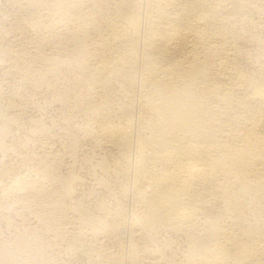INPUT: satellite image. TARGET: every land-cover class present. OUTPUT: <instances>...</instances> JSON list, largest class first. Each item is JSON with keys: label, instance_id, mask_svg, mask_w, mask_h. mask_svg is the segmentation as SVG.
<instances>
[{"label": "bare ground", "instance_id": "bare-ground-1", "mask_svg": "<svg viewBox=\"0 0 264 264\" xmlns=\"http://www.w3.org/2000/svg\"><path fill=\"white\" fill-rule=\"evenodd\" d=\"M263 18L264 0H0V264H264V66L238 59ZM42 97L113 153L94 206L80 138L64 161L20 123Z\"/></svg>", "mask_w": 264, "mask_h": 264}, {"label": "rangeland", "instance_id": "rangeland-1", "mask_svg": "<svg viewBox=\"0 0 264 264\" xmlns=\"http://www.w3.org/2000/svg\"><path fill=\"white\" fill-rule=\"evenodd\" d=\"M263 26H264V18H263ZM263 26H259L260 28H256L255 30L256 31H254L255 33H256V35L258 36V38H257V40H253V41H250V40H248V39H246L245 37H243V38H240L239 40H238V46H239V50H240V54H239V63H240V66H241V69L243 70V71H246L247 73H252L253 71L254 72H259L260 71V69H261V64H262V67L264 66V27ZM263 28V29H262ZM245 38V39H244ZM247 40V41H246ZM249 56V57H248ZM263 57V58H262ZM260 62V63H259ZM260 68V69H259ZM253 72V73H254ZM41 99V100H40ZM40 99H38L36 102V104L38 105L37 107H38V109H36L37 107H35V108H33V107H31V106H29V107H27V110L25 111V113L23 114V116H21L20 117V123L22 124V126H24V125H26V126H24V128H26V129H29V127L28 126H30V124H31V122H30V124L28 123L29 122V118H30V121H32V119L33 120H37V119H40V121L42 122V124H43V126L45 127V126H47V127H45L46 128V131L45 132H41V134L39 133V134H36V135H34L33 137H31L33 140H34V142H39V143H47V144H52L53 145V147L55 148V150L60 154V155H64V156H61L62 157V159L64 160V161H68L69 160V155H68V153H69V145H66V142L67 141H69V138L66 136V135H64L65 134V132H68V131H73V133L76 135V139L77 138H80V139H77L78 141V146H79V148L78 149H80V150H78V152H77V155H76V163H75V168H77V169H75V175H77L82 181H81V183H80V185L78 186V185H76V189H77V191L78 192H81V195H82V199H83V204L85 205V206H89V207H91V206H94V204L96 203V201H95V199H97V202H99V201H103L104 199V197L102 198V196H100L101 194V192H100V190H98V187L96 188V179L97 178H104L108 183H110V184H114V178H112V176H108V175H105L104 176V174L103 173H101V172H99L96 168V164H97V162H100L101 160L103 161H105V162H107V160H108V164H112V162L114 161V157H113V153L111 152V151H109V153H108V150H100V149H97V147H94L93 145H92V143L89 141V140H86V139H81V135H78V134H76L75 132L77 131V126H76V124L78 125V122L77 121H79V119L78 118H72V117H70V116H68L67 114L64 116V113L63 114H61L62 112H61V110H60V107H59V105L57 106V104H54V105H49L50 103L48 102V101H46L47 99L46 98H40ZM46 99V100H45ZM42 101H44V102H42ZM39 102V103H38ZM46 103V104H45ZM40 104H43V105H41L40 106ZM55 106V107H54ZM51 107V108H50ZM59 108V110H57L58 108ZM29 109H31V110H29ZM33 109V110H32ZM46 109V110H45ZM32 111V112H31ZM56 111V112H55ZM28 114H27V113ZM37 112V113H36ZM30 113V114H29ZM48 113H49V115H48ZM60 113V114H59ZM31 115V116H30ZM26 116V117H25ZM43 116V117H42ZM62 116V117H61ZM64 116V117H63ZM34 117V118H33ZM60 117V118H59ZM32 118V119H31ZM37 118V119H36ZM27 119V120H26ZM45 119V120H44ZM67 119V120H66ZM76 119V120H75ZM22 120V121H21ZM62 120V121H61ZM69 120H71V122L69 121ZM75 121V123L76 124H74L73 122ZM56 122V123H55ZM80 122V121H79ZM81 123V122H80ZM53 128H52V127ZM58 126H60V127H58ZM67 126V127H66ZM73 126H74V128H77V129H75V131H74V128H73ZM58 128V129H55V128ZM62 127V128H61ZM63 127H65L66 128V130H64L65 128H63ZM51 128V129H50ZM50 129V130H49ZM52 129H54V130H52ZM62 129V130H61ZM71 129V130H70ZM58 130V131H57ZM68 130V131H67ZM49 131V132H48ZM52 131H54V132H52ZM57 131V132H56ZM48 132V133H47ZM60 132H61V134H60ZM44 133V134H43ZM46 133V134H45ZM49 133H51V134H49ZM56 134H59V135H56ZM52 135V136H51ZM55 136V137H54ZM57 136V137H56ZM66 136V137H65ZM35 138H37V139H35ZM64 138V139H63ZM66 141V142H65ZM82 142H84V143H87V144H82ZM68 144H70V142H67ZM91 143V144H90ZM81 144H82V146H83V148L81 147ZM89 144V145H88ZM65 145V146H64ZM86 146V147H85ZM93 146V147H92ZM66 149V150H68V151H66L64 148ZM67 147V148H66ZM90 147V148H89ZM92 147V148H91ZM88 148V149H87ZM90 149H94V150H90ZM96 149V150H95ZM90 150V151H89ZM62 151V152H61ZM84 153H83V152ZM97 151V152H96ZM106 153H105V152ZM65 152L67 153V154H65ZM79 152H81V153H79ZM96 152V153H95ZM101 153V154H100ZM91 154V155H90ZM94 154V155H93ZM103 154H105V155H103ZM68 155V156H67ZM100 155H103L102 156V158H101V156ZM96 157H98V159L96 158ZM82 158V159H81ZM101 158V159H100ZM103 158H105V159H103ZM85 159V160H84ZM92 159V160H91ZM100 159V160H99ZM112 159V160H111ZM87 160V161H86ZM88 160H91V161H88ZM86 161V162H85ZM96 161V162H95ZM77 162H79V163H77ZM87 163V164H86ZM90 163V164H89ZM96 163V164H95ZM92 165H94V166H92ZM94 167V168H93ZM79 168H81L80 169V171H78V169ZM92 170V171H91ZM94 172V173H93ZM100 173L98 176H97V173ZM93 176V177H92ZM101 176V177H100ZM92 177V178H91ZM97 177V178H96ZM96 178V179H95ZM85 180V181H84ZM91 180H93V181H91ZM95 180V181H94ZM109 180V181H108ZM112 180V181H111ZM95 182V183H94ZM113 182V183H112ZM96 186H95V185ZM83 185V186H82ZM96 188V189H95ZM83 190V191H82ZM133 190V188L131 189V191ZM92 194V195H91ZM87 197L89 198V199H87ZM91 197V198H90ZM102 198V200L101 199H99V198ZM84 198H86L85 200H84ZM95 198V199H94ZM93 200L94 199V201H91V200ZM109 200H105V205H107V207L109 208V209H111V210H113V209H115V202H113V201H109V203L108 204H110V202H111V204L110 205H108L107 204V202H108ZM89 202H90V205H88L89 204ZM95 202V203H94ZM86 203V204H85ZM92 203H94V204H92ZM114 203V204H113ZM114 207V208H112V207ZM123 226H121L119 229H118V231H119V233H118V231H117V235H116V237H120V235H121V237L123 238L124 236H125V234H126V231H125V228L123 227ZM170 234V235H169ZM173 235V233H165V235H163L162 237L163 238H166V239H169V240H173V243H175V244H173V246H172V248L173 249H171V251H169L168 253H171L172 254V252H174V253H176L177 255L180 253V250H182V243H181V241H180V239L179 238H177L176 237V235L175 236H172ZM8 236V234H6V237ZM168 237V238H167ZM171 237H174V238H171ZM175 237H176V239H175ZM110 242H112V245L110 246ZM115 243V244H114ZM176 243H178V244H176ZM109 244V245H108ZM114 244V245H113ZM106 248H109L110 250H113V249H116L117 250V248H115L116 247V239L114 238H112V239H110L109 241H107L106 242V244L104 245ZM174 246H176L177 247V250H174V249H176V247H174ZM112 247V248H111ZM114 247V248H113ZM181 248V249H179V248ZM146 250V249H145ZM144 249L143 250H141V255L143 256V258L144 257H147V255H148V252L147 251H145ZM115 251V250H114ZM177 251V252H176ZM143 252H145V253H147V254H145V253H143ZM173 253V254H174ZM56 255V256H55ZM51 254L50 256H52V257H49V260L48 261H43V262H41V263H39V264H53L52 263V261L55 259L56 260V262H54V264H87L88 263V260L85 258V257H83V256H80V255H76V254H68V255H65V254ZM67 257H65V256ZM145 255V256H144ZM57 256L59 257V259L57 258ZM64 258H63V257ZM70 256L72 257V258H70ZM54 257V258H53ZM56 257V258H55ZM62 257V258H61ZM77 257V258H76ZM61 258V259H60ZM68 258H70V259H68ZM66 259H68V260H66ZM54 260V261H55ZM62 260V261H61ZM76 260V261H75ZM50 261V262H49ZM59 261H61L60 263H59ZM64 261V262H63ZM82 261V262H81ZM87 261V263H85ZM66 262V263H65ZM90 264V263H89Z\"/></svg>", "mask_w": 264, "mask_h": 264}]
</instances>
